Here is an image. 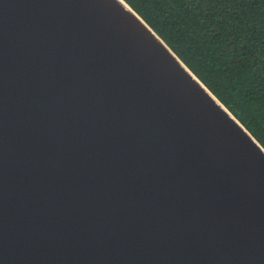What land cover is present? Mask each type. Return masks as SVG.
I'll use <instances>...</instances> for the list:
<instances>
[{
	"label": "water",
	"instance_id": "obj_1",
	"mask_svg": "<svg viewBox=\"0 0 264 264\" xmlns=\"http://www.w3.org/2000/svg\"><path fill=\"white\" fill-rule=\"evenodd\" d=\"M0 264H264V149L123 0H0Z\"/></svg>",
	"mask_w": 264,
	"mask_h": 264
},
{
	"label": "trees",
	"instance_id": "obj_2",
	"mask_svg": "<svg viewBox=\"0 0 264 264\" xmlns=\"http://www.w3.org/2000/svg\"><path fill=\"white\" fill-rule=\"evenodd\" d=\"M264 149V0H123Z\"/></svg>",
	"mask_w": 264,
	"mask_h": 264
}]
</instances>
